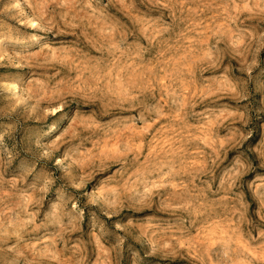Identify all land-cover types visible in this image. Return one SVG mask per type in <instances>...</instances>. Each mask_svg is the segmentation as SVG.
Masks as SVG:
<instances>
[{
  "label": "rangeland",
  "instance_id": "1",
  "mask_svg": "<svg viewBox=\"0 0 264 264\" xmlns=\"http://www.w3.org/2000/svg\"><path fill=\"white\" fill-rule=\"evenodd\" d=\"M0 264H264V0H0Z\"/></svg>",
  "mask_w": 264,
  "mask_h": 264
}]
</instances>
